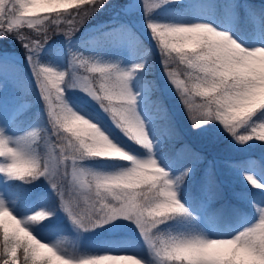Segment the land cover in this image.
<instances>
[{"label":"snow or ice","instance_id":"6c2138e0","mask_svg":"<svg viewBox=\"0 0 264 264\" xmlns=\"http://www.w3.org/2000/svg\"><path fill=\"white\" fill-rule=\"evenodd\" d=\"M104 2L105 0H0V36L15 31L16 38L23 41L24 37L18 31L20 28L27 26L31 29L42 24L47 16L37 19L41 12L56 13L52 23H58L64 19L59 11L61 8L65 11L69 8L76 9L75 15L69 13L71 18L67 19V24L74 30L79 20L86 18ZM167 2L169 0H144L145 14L148 15ZM84 4L90 7L81 9L79 6ZM196 25L198 24H147L161 56L165 58V67L169 61L178 59L188 69L185 72L187 79L184 81L180 80L176 71H171L168 75L184 101L193 126L199 127L215 120L240 143L252 139L264 141V123L250 127L248 135L236 136L238 130L246 126L258 111L264 110V60L255 56L241 59L231 53L219 51L195 30ZM71 33L68 31L65 35ZM24 47L29 51H38L40 41H34L31 45L25 43ZM29 60L48 109L50 123L55 130L53 134L62 133L58 137L60 143L55 145L59 155L53 156L50 152L41 168L39 158L27 152V145L37 139L35 132L30 133L28 138H22L18 143L23 147L17 148L10 147L8 141L0 137V158L6 161L0 164V174L9 179L24 180L36 179L48 173L53 188L59 192L55 177L59 175L58 166H63L65 162L85 158L126 161L130 167L114 175L85 174L76 168L71 170V187L67 197L64 192H59V195L62 209L75 225L86 230L117 217L131 220L153 248L159 264H256L260 253L264 251V239L260 237V228L264 225V209L259 210V222L246 229L247 248L210 245L211 240L200 238H153V229L167 219L186 215V209L178 201L168 174L159 171L161 168L154 159L138 160L117 147L96 125L84 118L87 124L82 123L78 119L81 116L68 114L67 119H62L61 109L66 112L68 108L63 102L65 74L39 66L31 57ZM73 60L81 69L96 77L95 85L89 76L77 81V85L100 103L102 109L129 140L151 152L152 145L136 114L135 98L128 89L129 74L118 71L115 67L92 64L75 57ZM140 67L142 66H137V70ZM192 97H200L204 103L194 105ZM97 133V142L93 143L90 137ZM186 174L185 172L177 177V182H182ZM246 179L253 187L259 185L252 177ZM27 225V220L14 217L0 204L2 264H17V252L21 247L23 264H120L122 261L141 264L137 258L128 255L105 254L73 258L62 254L58 246L47 245L36 239ZM21 226L27 228L35 242L20 230ZM237 235L215 240H231Z\"/></svg>","mask_w":264,"mask_h":264},{"label":"trees","instance_id":"16d2710c","mask_svg":"<svg viewBox=\"0 0 264 264\" xmlns=\"http://www.w3.org/2000/svg\"><path fill=\"white\" fill-rule=\"evenodd\" d=\"M122 1L124 0H105L98 9L79 20L74 30L67 24V19L71 18L69 13L75 15L76 9L69 8L67 11L60 10L64 19L58 23H52L56 13H49L42 24L31 29L23 27L22 32L18 30L24 37L23 41L16 38L15 31L0 36V85L16 91L18 99L33 102L32 112L40 121L39 153L43 168L46 158L43 142L47 137H51L55 146L60 143L58 137L62 133H51L45 117L38 113L40 104L36 99V83L28 74L27 64L22 60L8 59L5 54L20 52L21 58L25 60L30 51L24 44L31 45L34 41H40L37 51L40 60H53L60 48L65 62L69 63L74 57L92 58L97 53L119 49L128 39L129 45L146 57L148 71L145 78L150 91L143 101V108L152 115L150 127L153 138L161 145V160L178 177L187 173L182 182H179L178 199L186 209V215L167 219L153 229L151 235L153 238L170 239L171 236L198 234L203 240H210L209 238L214 237L217 227L223 226L231 230L224 233L227 235H218V239L232 238L258 223L259 210L264 209V141L252 139L240 143L215 120L194 127L182 97L176 98L175 101L180 105L178 110L158 85V71L161 66L162 69L176 71L183 81L187 79L185 72L188 69L181 65L178 59L169 61L165 67V58L161 53L156 51L132 20L117 8ZM79 7L83 9L90 5ZM233 12V31L238 36L235 39L238 44L254 45L258 30L264 38V0H173L154 14L186 21L210 16L216 25L225 26L230 23L229 13ZM68 31L72 32L71 35H65ZM261 48H264V45ZM78 53L81 56H78ZM93 79L96 83V79ZM192 99L194 105L204 103L200 97ZM74 104L94 113L91 108L77 100ZM27 115L28 113L20 115L13 122L14 125L21 126ZM262 122L264 110L258 111L246 126L238 130L236 136L248 135L250 127ZM122 144L135 154L148 152L133 141ZM56 150L59 154L57 148ZM129 167L130 164L126 161L102 158L65 162V188L60 191L57 184L59 192H64L67 197L71 187L68 177L72 168L85 174L114 175ZM246 177H252L261 187H253ZM2 179L0 176V183ZM8 185L14 193L13 198L19 214L29 213L34 204L45 207L47 219L27 226L32 235L52 246H58L62 254L80 258L104 253H126L145 258L144 241L122 227H113V220L90 227L91 235L74 251L66 241L71 231L66 228L65 223L51 224L47 221L57 213L55 195L58 191L50 187L52 184L46 180L45 175L36 179H13ZM234 224L237 226L232 229ZM21 237L23 238V234ZM17 264H23L22 247L17 252Z\"/></svg>","mask_w":264,"mask_h":264},{"label":"rangeland","instance_id":"374dc122","mask_svg":"<svg viewBox=\"0 0 264 264\" xmlns=\"http://www.w3.org/2000/svg\"><path fill=\"white\" fill-rule=\"evenodd\" d=\"M171 1L173 0H169V2ZM169 2L161 4L159 7L152 10L148 15L145 14L144 0H124L122 1V4L120 6L117 5V8L121 12H123V14H126L130 20H132L131 22L137 27L139 31L142 32L143 35H145L150 40L156 51L159 52L160 50L158 48L157 42L153 39L152 34L147 27V24L149 22L155 24L172 25V26H191L195 24H204L210 26L216 31L227 33L230 36V38H232L236 42L235 39L236 37L238 38V36L233 31L234 30L233 19L235 18L234 12L229 13L230 23L225 26L216 25L210 16H205L203 18H195L193 20L186 21L178 18L172 19L154 14L157 10H160L161 8L167 6ZM60 10H64V9L61 8L59 9V11ZM48 14L49 13L41 12L38 14L36 18L42 19ZM24 27L26 28L27 26ZM19 31L22 32L23 29L20 28ZM263 45H264V38L260 33V31L258 30L257 35L255 37L254 45L252 46L240 45V46L247 50H253L255 48H261V46ZM5 55L8 59H15L16 61L22 60L25 62V64H27L28 74L30 78L33 80V82L36 83L35 84L36 99L40 104L39 106L40 112L38 113L39 114L41 113V115L45 117L47 124L52 131L51 133H54L55 130L53 129L52 124L50 123L48 109L39 91L37 81L33 73L32 63L30 62L29 57H31L32 61L39 66L53 69L58 73H64L65 74V79L63 83L64 104H66L67 107L70 108L75 114L81 116L82 118L88 120L90 123L96 125L100 129V131L104 133L113 144H115L117 147L121 148L122 150L126 151L134 158L138 160H146L149 158L154 159L157 162V166L168 174V179L173 182L174 191L177 194V199H179V182H177L176 179L178 175L172 172L171 170H169V168H167L163 164L159 152V148L161 145L152 136V131L150 127L152 115L151 113L145 111L143 108V101L147 97L150 91L148 81L145 78V75L148 71L146 57H144L142 52L133 49L132 46L129 45L128 39L119 49L100 52L95 54L92 58L78 57L77 60L82 59V60H87L89 63L97 64L100 66L115 67L118 71L129 74L130 78L127 81V85L129 91L135 98L136 114L139 117L140 122L143 124L144 131L149 139V142L152 145L151 152L148 151L147 153L135 154L130 152L123 146L122 144L123 142L126 143V141L128 142L131 140H129L124 135V133L113 123L109 114L102 109L100 103L77 85V81H80L85 76H89L90 79L92 80L93 85H95L93 78L96 79V77L81 69L77 63H74V60H71L69 63L65 62V57L63 55L62 49L59 48L58 53H56L54 59L49 61L40 60L37 51L28 52L26 54L25 60L21 58L20 52L19 53L13 52L11 54L7 53ZM78 56H81V54L78 53ZM137 66H142V67H140V69L137 70ZM161 67L163 68V66ZM162 68H160L158 71V85L162 88L163 93L167 96L170 102L173 103V106L179 110L180 105L179 103L177 104L175 101L176 98L180 97V94L177 92L175 85L172 84L171 79L169 78L168 75V73L171 72L172 70L166 68L162 69ZM180 80L183 81L181 78ZM17 96L18 94L16 91H13L11 88L0 85V137L5 138L8 141L10 147L17 148V147H23V145L18 143L19 141L22 140V138H28L30 133L35 132L37 134V139L27 145V152L30 155L39 158V160L41 161V157L39 153V141L41 140L40 121L37 118L36 114L32 112V109L34 108L33 102L30 100H20L18 99ZM76 100L79 101V103L91 108L94 111V113L89 112L88 110H85L80 106L74 104ZM27 113H28L27 119L24 120L23 124L18 127L15 126L13 122H15V120L20 115ZM42 146L44 148L46 158L49 156L50 152L53 156L59 155L56 150V147L51 141V137H47L43 142ZM4 163H6V161L3 160V158H0V164H4ZM63 167L64 165L58 166L59 175L55 177L56 183L60 186V191L65 188L64 180L66 176L63 172ZM0 176L3 178L2 182L0 183V204H2L5 208H7V210H9V212L14 217L20 220H26L29 216L37 212L43 211L44 213L47 214L45 207L40 204H34L33 207L30 208L31 209L30 212L27 214H19L16 207V201L13 198L14 193L12 192V190L8 185L9 181L13 179L7 178L4 174H0ZM45 177L46 180L50 181L48 178V173H45ZM68 179L70 182L71 174L68 177ZM50 187L53 188L52 185ZM55 199H56L55 205L58 207L57 213L56 215L48 218L47 221L48 223L51 224L65 223L66 228L69 231H71V234L67 236L66 241L71 249L77 251L82 241L86 237H89L92 232L89 230V228L86 230L81 229L80 227H78L73 223V221L69 218V215L61 207V197L59 195V192L55 195ZM243 225H245V222H243ZM112 226L122 227L124 230L133 232L142 241H144L145 249L143 250V253L145 255V258H138L136 256H133L132 254H126V253H104L102 255L105 254L128 255L137 258L139 261H141V264H159V261L154 254L153 248L150 247L149 244L146 242V240L141 235L140 230L138 229V227L134 222L128 219H124L122 217H117L112 221ZM236 226L237 224H234L232 229L235 228ZM230 230L231 229H228L223 226L217 227L214 237L209 239L210 240L218 239V235L221 234L227 235L224 233H229ZM33 236L42 243L50 245L43 239L35 235ZM170 238L203 239L198 234L177 235V236H171ZM54 264H57V262H54ZM120 264H134V262L122 261L120 262Z\"/></svg>","mask_w":264,"mask_h":264},{"label":"clouds","instance_id":"9594fccd","mask_svg":"<svg viewBox=\"0 0 264 264\" xmlns=\"http://www.w3.org/2000/svg\"><path fill=\"white\" fill-rule=\"evenodd\" d=\"M192 30V29H188ZM195 30H198L207 41H209L211 44L215 45L217 49L221 52H227L231 53L232 55L239 57L241 59L248 57V56H255L261 60H264V49H255L252 52H249L247 49L241 47L239 44H237L227 33L224 32H217L213 28H211L208 25L204 24H198L195 26ZM68 114H71L72 116H76V114L70 109L67 108L66 112L62 108L61 109V118L67 119ZM78 119L84 123L87 124V121H84L82 117H78ZM93 129H95L94 125H91ZM97 135H94L90 137V140L93 143L97 142ZM159 171H163L162 169H159ZM255 184V182H252ZM256 187H260L259 185H255ZM47 219V216L42 212H37L27 218L28 224H38L42 221ZM21 231H24L26 236H28L29 239H32L35 242V238L31 236V234L28 232L26 227H20ZM247 230L242 231L239 233L235 239L231 240H211L209 241L210 245H234L236 247H245L247 248L248 241L246 239ZM260 237L261 239H264V225H261L260 228ZM256 264H264V251H262L259 255V258L256 262Z\"/></svg>","mask_w":264,"mask_h":264}]
</instances>
